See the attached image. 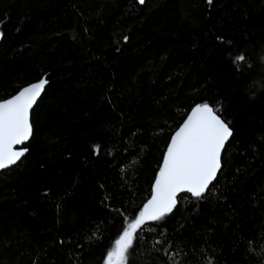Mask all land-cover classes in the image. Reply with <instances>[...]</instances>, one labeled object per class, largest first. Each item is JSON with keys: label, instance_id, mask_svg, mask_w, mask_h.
Instances as JSON below:
<instances>
[{"label": "trees", "instance_id": "trees-1", "mask_svg": "<svg viewBox=\"0 0 264 264\" xmlns=\"http://www.w3.org/2000/svg\"><path fill=\"white\" fill-rule=\"evenodd\" d=\"M0 33V100L48 81L0 171V264H105L202 103L233 132L217 179L129 264H264V0H0Z\"/></svg>", "mask_w": 264, "mask_h": 264}, {"label": "snow or ice", "instance_id": "snow-or-ice-1", "mask_svg": "<svg viewBox=\"0 0 264 264\" xmlns=\"http://www.w3.org/2000/svg\"><path fill=\"white\" fill-rule=\"evenodd\" d=\"M139 2L143 4L145 0ZM233 60L239 63L245 57L241 54ZM47 83L41 78L11 98L0 100V169L16 164L28 151L26 147L17 149L16 146H23L32 136L30 113ZM232 135L229 123L213 106L202 103L192 109L171 138L151 198L143 205L138 218H133L115 240L106 253L105 264H129L138 230L146 222L162 221L172 214L178 205V194L190 193L201 198L210 190L221 170L222 151Z\"/></svg>", "mask_w": 264, "mask_h": 264}, {"label": "water", "instance_id": "water-1", "mask_svg": "<svg viewBox=\"0 0 264 264\" xmlns=\"http://www.w3.org/2000/svg\"><path fill=\"white\" fill-rule=\"evenodd\" d=\"M137 1H138L139 4H141V3L139 2V0H137ZM0 41H1V37H0ZM46 76H47V75L45 74V75H43L41 78L46 79ZM41 78H40V79H41ZM40 79H39V80H40ZM39 80H37V81H35V82H38ZM46 80H47V79H46ZM35 82H32V83H30V84H28V85H25V86H30L31 84H33V83H35ZM46 85H47V84H46ZM25 86H23V87H25ZM23 87H22L21 89H19L18 91L22 90ZM45 87H46V86H45ZM18 91H17L15 94H17ZM42 93H43V92H42ZM42 93H41V95H42ZM15 94H14V95H15ZM41 95L37 98L36 103L38 102V100H39V98L41 97ZM12 96H13V95H12ZM12 96H11V97H12ZM11 97H9V98H11ZM36 103L33 105V108H34V106L36 105ZM33 108H32V109H33ZM31 111H32V110H31ZM191 111H192V110H191ZM191 111L189 112V114L187 115V117L191 114ZM187 117H186V119H187ZM186 119L184 120V122L186 121ZM30 122H31V113H30ZM184 122H183V123H184ZM183 123H182V124L176 129V131L179 130V128L183 125ZM176 131H175V132H176ZM175 132L173 133V135L175 134ZM173 135H172V137H173ZM172 137H171V138H172ZM229 139H230V138H229ZM170 141H171V139H170ZM27 142H28V141H26L25 143H27ZM227 143H228V142H227ZM227 143H226V145H227ZM169 144H170V142H169ZM226 145H225V147H226ZM168 146H169V145H168ZM21 147H23V146H16L17 149H19V148H21ZM167 148H168V147H167ZM166 150H167V149H166ZM223 151H224V150H223ZM223 151H222V153H223ZM165 155H166V151H165L164 156H165ZM164 156H163V158H164ZM221 157H222V154H221ZM21 158H22V157H21ZM162 161H163V159H162ZM14 165H15V164H14ZM11 166H13V165H11ZM11 166H9V167H11ZM9 167H7V168H9ZM161 167H162V162H161ZM161 167H160V168H161ZM7 168H4V169H7ZM4 169H0V171H2V170H4ZM158 173H159V172H158ZM217 175H218V174H217ZM153 191H154V187H153ZM180 194H182V193H180ZM180 194H178V196H179ZM150 198H151V197H150ZM146 203H147V202H146ZM142 210H143V209H142Z\"/></svg>", "mask_w": 264, "mask_h": 264}]
</instances>
